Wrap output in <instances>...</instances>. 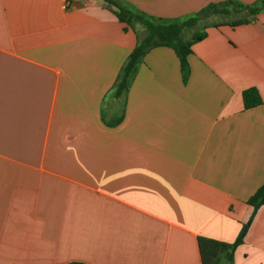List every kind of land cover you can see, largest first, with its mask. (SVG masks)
<instances>
[{"label": "crops", "instance_id": "0c3cea01", "mask_svg": "<svg viewBox=\"0 0 264 264\" xmlns=\"http://www.w3.org/2000/svg\"><path fill=\"white\" fill-rule=\"evenodd\" d=\"M118 1L181 22L224 0ZM199 31L185 78L154 46L116 97L138 34L103 0H0V264H202L199 237L234 241L264 183V9ZM231 264H264V203Z\"/></svg>", "mask_w": 264, "mask_h": 264}, {"label": "trees", "instance_id": "16d2710c", "mask_svg": "<svg viewBox=\"0 0 264 264\" xmlns=\"http://www.w3.org/2000/svg\"><path fill=\"white\" fill-rule=\"evenodd\" d=\"M106 5L112 8L121 22L127 27L135 30L138 34V41L134 48L123 62L116 79L113 83L112 90L114 96H119L129 85L131 78L137 68L144 53L154 46H168L172 48L178 57L182 77L185 78L188 73V63L186 56L190 52V45L195 40L203 36L202 31L193 33L190 38H184L183 31L187 27H193L201 17L208 14L222 13L231 14L240 11H246L247 15L241 18H235L227 21L210 22V23H229L238 25L245 23L250 15L264 9V0H259L254 4H243L237 0H224L221 2H212L198 10L194 15L182 20L166 21L159 17L149 16L143 12L133 11L118 0H103ZM206 25V24H205ZM245 107H251L260 103V96L255 88H248L242 93ZM253 207L252 213L248 220L243 223L236 238L233 242L223 243L216 240L199 237L198 248L201 255L202 264H218V254L221 251L228 252L225 258L231 264L232 250L242 241L247 228L254 216L256 209L264 203V183L247 199ZM81 264V263H72Z\"/></svg>", "mask_w": 264, "mask_h": 264}, {"label": "rangeland", "instance_id": "374dc122", "mask_svg": "<svg viewBox=\"0 0 264 264\" xmlns=\"http://www.w3.org/2000/svg\"><path fill=\"white\" fill-rule=\"evenodd\" d=\"M247 15L246 11H240L231 14H222V13H215V14H208L204 17H201L200 20L192 27H187L183 31L184 38H190V36L198 32L205 24L210 22H219V21H227L235 18L245 17Z\"/></svg>", "mask_w": 264, "mask_h": 264}, {"label": "built area", "instance_id": "2783aa9c", "mask_svg": "<svg viewBox=\"0 0 264 264\" xmlns=\"http://www.w3.org/2000/svg\"><path fill=\"white\" fill-rule=\"evenodd\" d=\"M66 4H68V1H65Z\"/></svg>", "mask_w": 264, "mask_h": 264}]
</instances>
